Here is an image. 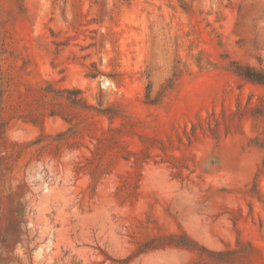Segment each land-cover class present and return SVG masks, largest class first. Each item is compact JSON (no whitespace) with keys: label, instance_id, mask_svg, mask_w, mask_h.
I'll list each match as a JSON object with an SVG mask.
<instances>
[{"label":"rangeland","instance_id":"obj_1","mask_svg":"<svg viewBox=\"0 0 264 264\" xmlns=\"http://www.w3.org/2000/svg\"><path fill=\"white\" fill-rule=\"evenodd\" d=\"M234 63L264 71V0H0V264H264Z\"/></svg>","mask_w":264,"mask_h":264},{"label":"trees","instance_id":"obj_2","mask_svg":"<svg viewBox=\"0 0 264 264\" xmlns=\"http://www.w3.org/2000/svg\"><path fill=\"white\" fill-rule=\"evenodd\" d=\"M233 66L235 67V72L239 76L248 79L254 83L264 84V71H259L251 66H242L237 63H234ZM78 92L79 91H76L77 94ZM72 102L77 105H80L82 103L81 99H74ZM154 242L160 243L159 246L175 245V246L185 247L191 250H196V246H197V244L191 239H189L186 235H181V236L171 235L156 241L146 243L143 246L142 252L150 248V246H152ZM201 251H202L201 256L207 254L206 260L214 261L216 263L234 264L237 260H239L238 257L236 256V252L234 251L215 252V251L207 250L205 248H202Z\"/></svg>","mask_w":264,"mask_h":264}]
</instances>
